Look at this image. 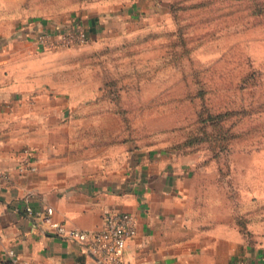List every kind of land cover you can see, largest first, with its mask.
I'll return each instance as SVG.
<instances>
[{
    "label": "rangeland",
    "instance_id": "1",
    "mask_svg": "<svg viewBox=\"0 0 264 264\" xmlns=\"http://www.w3.org/2000/svg\"><path fill=\"white\" fill-rule=\"evenodd\" d=\"M11 15L95 23L43 55L47 87L91 106L79 119L107 128L94 136L164 152L194 187L264 216V0H12Z\"/></svg>",
    "mask_w": 264,
    "mask_h": 264
},
{
    "label": "crops",
    "instance_id": "2",
    "mask_svg": "<svg viewBox=\"0 0 264 264\" xmlns=\"http://www.w3.org/2000/svg\"><path fill=\"white\" fill-rule=\"evenodd\" d=\"M11 13L12 0H0V171L9 179H0V264H9L10 251L20 264H102L28 213L47 208L81 231L99 229L107 213L132 214L137 232L126 264H264V216L251 202L237 213L227 196L214 197L225 187H194L191 169L164 152L94 136L105 123L82 121L90 105L47 87L48 52ZM27 150L35 172L27 171Z\"/></svg>",
    "mask_w": 264,
    "mask_h": 264
},
{
    "label": "built area",
    "instance_id": "3",
    "mask_svg": "<svg viewBox=\"0 0 264 264\" xmlns=\"http://www.w3.org/2000/svg\"><path fill=\"white\" fill-rule=\"evenodd\" d=\"M33 42L42 52H51L82 45L89 39L87 29L83 25L60 27L57 25L38 24L30 29ZM28 172H35L36 157L33 151L27 150ZM0 179L9 181L8 176L0 171ZM29 215L37 217L47 232L57 238L66 239L86 249L102 264H126L124 254L128 244L137 232L135 217L130 213H107L102 226L94 231H81L68 228L63 223L54 221V211L47 208L41 212L28 209ZM9 264H20L17 254L10 251Z\"/></svg>",
    "mask_w": 264,
    "mask_h": 264
}]
</instances>
